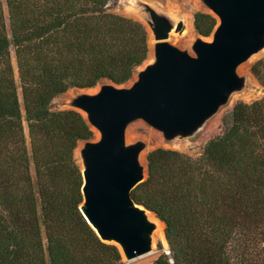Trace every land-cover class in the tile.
I'll list each match as a JSON object with an SVG mask.
<instances>
[{
  "label": "trees",
  "instance_id": "obj_1",
  "mask_svg": "<svg viewBox=\"0 0 264 264\" xmlns=\"http://www.w3.org/2000/svg\"><path fill=\"white\" fill-rule=\"evenodd\" d=\"M109 1L0 0V264H123L80 210L75 151L92 126L52 108L71 88L127 83L147 59L145 25ZM193 24L209 37L218 18L199 10ZM251 71L264 87V57ZM146 160L132 197L164 223L170 253L155 264H264V96L235 102L198 156L157 147Z\"/></svg>",
  "mask_w": 264,
  "mask_h": 264
},
{
  "label": "water",
  "instance_id": "obj_2",
  "mask_svg": "<svg viewBox=\"0 0 264 264\" xmlns=\"http://www.w3.org/2000/svg\"><path fill=\"white\" fill-rule=\"evenodd\" d=\"M204 2L218 24L211 40L196 39L195 56L170 43L173 23L149 9L153 36H148V55L154 41V61L128 88L105 84L97 93H81L72 101L100 133L81 150L80 210L100 239L116 244L127 261L152 251L155 229L147 215L151 211L132 197L148 166L145 175L139 161L144 144L126 143L127 125L143 119L166 138L193 133L242 86L238 66L264 46V0ZM182 27L180 22L176 30Z\"/></svg>",
  "mask_w": 264,
  "mask_h": 264
},
{
  "label": "rangeland",
  "instance_id": "obj_3",
  "mask_svg": "<svg viewBox=\"0 0 264 264\" xmlns=\"http://www.w3.org/2000/svg\"><path fill=\"white\" fill-rule=\"evenodd\" d=\"M149 9L154 10L160 15L166 16L171 21V23H173V29L176 32L172 33L173 35L170 38V43L195 56L196 54L193 50V44L199 37V35L195 31L193 24L194 14L199 10L212 12L206 5L204 0H110L107 5V10L109 12L122 14L142 22L147 29L148 36L150 35L148 26L146 25L143 17L140 16H150ZM180 22L183 23V27L180 30H176V26ZM204 39L211 40L212 35L209 37H204ZM261 49L263 50L264 46ZM262 57H264V53L262 55L257 54L253 57V61H251L250 59L246 62H250V65L248 67L249 71L247 73H238L239 76L244 79L242 86L239 89L234 90L230 94L228 100L224 104H222L213 115L207 118L204 123L193 133L185 136L176 135L173 138H166L162 131L152 127L143 119H135L131 121L126 127V143L133 144L138 141L143 142L144 148L142 151L145 152V160L143 161L145 166H147L146 156L148 152L157 147L176 149L193 156H198L201 153L207 140L220 132L222 117L232 108L235 102L239 100L252 102L264 96L263 85L251 71L253 64ZM151 59L152 58L149 54L147 59L137 68L133 78L127 83L117 85L108 80H104L93 88H71L53 100L52 108L58 110L75 108L72 105V101L74 98L72 99V101L70 100V98L79 90H85L86 92H91L90 94H94L97 93L100 90L101 86L105 84H113L118 88H128L132 86L133 83L138 79L139 72L154 61L153 60L152 62H149L151 61ZM13 63L16 67V57L14 55V52ZM70 92H72L73 94L70 96V98H67L66 94ZM79 111L81 112V110ZM83 115L85 116L84 113ZM92 129L94 131V138L89 141H95L100 136L99 131L95 127L92 126ZM86 142L87 141L80 142L75 151V157L80 165L82 164L81 150ZM168 248L169 247L166 238L158 237L153 241V252L151 254L145 255L144 257L132 261H127L125 257L122 256L123 264H155L156 260L162 253L168 252Z\"/></svg>",
  "mask_w": 264,
  "mask_h": 264
},
{
  "label": "bare ground",
  "instance_id": "obj_4",
  "mask_svg": "<svg viewBox=\"0 0 264 264\" xmlns=\"http://www.w3.org/2000/svg\"><path fill=\"white\" fill-rule=\"evenodd\" d=\"M140 17H143L146 25L148 26V29H149V32H150V36L152 37L153 36V28H152V25L150 24V16L149 15H143V16H140ZM173 32H176L174 29L171 30V33H170V37H169V41H170V38L171 36L173 35L172 33ZM150 45H151V52H150V57L152 58L151 61L149 62H152L154 60V55H153V47H154V41H151L150 42ZM188 47V46H187ZM264 53V49L262 50H259L258 52L254 53L249 59H247L246 61L242 62L238 68H237V72L240 73V72H243V73H247L249 70H248V67L250 65V62L246 63L247 61H249L251 59V61H253V57L256 56L257 54L258 55H262ZM246 63V64H244ZM244 64V65H243ZM241 74V73H240ZM81 93H91V92H86L85 90H79L78 92H76L73 96H71L73 93L70 92V93H67L66 96L67 98H70V100L72 101L73 98H75L77 95L81 94ZM69 100V101H70ZM81 112H83L85 114V116L87 117V113L83 110H81ZM98 130V129H97ZM145 160V152L142 151L139 155V161L141 164L144 165V161ZM144 168H145V175H146V172H147V167L144 165ZM147 215L149 217V219L151 221H153L155 223V229H154V232H153V241L154 239L156 238H165V234H164V223L162 221H160L159 219H157L154 215V213L152 212H147ZM153 251H151L150 253L148 254H151ZM147 254V255H148ZM145 256V255H144ZM144 256H140L138 258H141V257H144ZM138 258H135V259H138ZM133 259V260H135Z\"/></svg>",
  "mask_w": 264,
  "mask_h": 264
}]
</instances>
